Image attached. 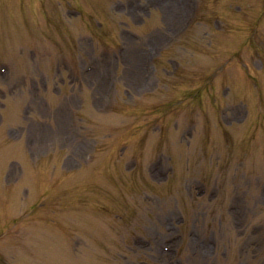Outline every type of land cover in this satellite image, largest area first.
I'll list each match as a JSON object with an SVG mask.
<instances>
[{
  "label": "rangeland",
  "instance_id": "rangeland-1",
  "mask_svg": "<svg viewBox=\"0 0 264 264\" xmlns=\"http://www.w3.org/2000/svg\"><path fill=\"white\" fill-rule=\"evenodd\" d=\"M0 66V264H264V0H0Z\"/></svg>",
  "mask_w": 264,
  "mask_h": 264
}]
</instances>
